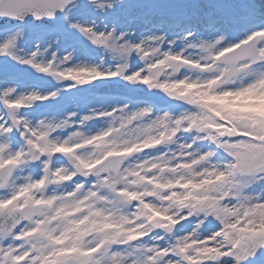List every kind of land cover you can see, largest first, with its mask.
<instances>
[{"label": "snow or ice", "instance_id": "1", "mask_svg": "<svg viewBox=\"0 0 264 264\" xmlns=\"http://www.w3.org/2000/svg\"><path fill=\"white\" fill-rule=\"evenodd\" d=\"M0 264H264V0H0Z\"/></svg>", "mask_w": 264, "mask_h": 264}, {"label": "rangeland", "instance_id": "2", "mask_svg": "<svg viewBox=\"0 0 264 264\" xmlns=\"http://www.w3.org/2000/svg\"><path fill=\"white\" fill-rule=\"evenodd\" d=\"M101 95H104V94H101Z\"/></svg>", "mask_w": 264, "mask_h": 264}]
</instances>
